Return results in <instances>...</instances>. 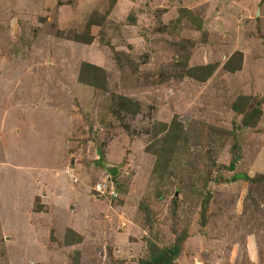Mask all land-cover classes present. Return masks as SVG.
Instances as JSON below:
<instances>
[{
    "label": "rangeland",
    "instance_id": "1",
    "mask_svg": "<svg viewBox=\"0 0 264 264\" xmlns=\"http://www.w3.org/2000/svg\"><path fill=\"white\" fill-rule=\"evenodd\" d=\"M260 175L264 0H0V264H142L185 229L173 264H264Z\"/></svg>",
    "mask_w": 264,
    "mask_h": 264
},
{
    "label": "trees",
    "instance_id": "2",
    "mask_svg": "<svg viewBox=\"0 0 264 264\" xmlns=\"http://www.w3.org/2000/svg\"><path fill=\"white\" fill-rule=\"evenodd\" d=\"M81 41V40H79ZM83 42H91V37L87 38L85 40H82ZM236 54H240V52H236L234 55H232L229 60L226 62L225 66L228 70L230 71H234L236 69H238V67L234 68L232 65L230 66L229 64L231 63V59L236 57ZM82 68H81V73H80V78L82 81L87 82L91 85H94L98 88H103L107 85V78H106V71L104 70V68H102L101 66H98L96 64H93L91 62H83L82 63ZM240 67V66H239ZM203 71L204 74H196L197 71ZM215 70V65L214 64H205V65H198V66H194V67H190L189 71L190 74L193 76H198V78L200 80H205L207 79ZM87 75H90V78H87ZM251 97L248 95H241L235 102L233 105V108L236 111H240L244 114V118H243V124L245 126H255L263 111L261 106H257L256 108H253L252 110H248L247 108H244V104H246L245 106H247V104L249 103ZM118 100L120 102V104L122 106H124V109L128 112H132V113H137L138 108L140 106V104L137 101H134L132 98L123 96V95H119L118 96ZM241 102V103H240ZM241 104L243 106H241ZM176 124L172 125L171 128L179 129L177 126V124H179L178 122H175ZM175 132H171L169 131L167 134H165V136L163 137V139L165 140V142H169L171 141V143L173 142L174 144L177 143V139L175 136ZM159 159V157H158ZM239 158H234L232 160V162L229 165V169L233 170L235 168V161L238 160ZM159 163V160L158 162ZM157 167V165H156ZM156 171V168H155ZM261 178H264V175H260ZM114 186L116 187V189L119 191V188L116 186V184H114ZM101 197H106L104 195H102ZM112 199L117 198L116 196L110 197ZM208 200L205 198V203H207ZM43 207V206H42ZM38 207H36L37 209ZM40 210V209H37ZM205 213H206V209H204L203 212V217L201 220L202 225H205L207 223V219L205 217ZM72 228H68V231H72ZM190 230L189 229H185L181 232V234H179L175 240V242L173 244H171L170 246H164V247H160L158 246L155 242H152V240H150V246H149V250H150V255L148 258L146 259H142L140 260V262L142 264H173L174 260L180 255V253L182 252L183 249V243L186 240V238L188 237V235L190 234ZM192 233V232H191ZM80 238H78L77 241H79ZM70 243H76L77 241L74 242V240L70 239L69 240Z\"/></svg>",
    "mask_w": 264,
    "mask_h": 264
},
{
    "label": "built area",
    "instance_id": "3",
    "mask_svg": "<svg viewBox=\"0 0 264 264\" xmlns=\"http://www.w3.org/2000/svg\"><path fill=\"white\" fill-rule=\"evenodd\" d=\"M97 192L100 193V195H108L109 197L116 196L118 197V190L114 186L113 182L111 184H108L106 182L100 183L98 188L96 189Z\"/></svg>",
    "mask_w": 264,
    "mask_h": 264
},
{
    "label": "water",
    "instance_id": "4",
    "mask_svg": "<svg viewBox=\"0 0 264 264\" xmlns=\"http://www.w3.org/2000/svg\"><path fill=\"white\" fill-rule=\"evenodd\" d=\"M106 166H107V168H108V170H109L111 176H114V175L117 173V171H118V167H116V166L108 167L109 165H107V164H106Z\"/></svg>",
    "mask_w": 264,
    "mask_h": 264
},
{
    "label": "clouds",
    "instance_id": "5",
    "mask_svg": "<svg viewBox=\"0 0 264 264\" xmlns=\"http://www.w3.org/2000/svg\"><path fill=\"white\" fill-rule=\"evenodd\" d=\"M102 196V195H101Z\"/></svg>",
    "mask_w": 264,
    "mask_h": 264
},
{
    "label": "crops",
    "instance_id": "6",
    "mask_svg": "<svg viewBox=\"0 0 264 264\" xmlns=\"http://www.w3.org/2000/svg\"><path fill=\"white\" fill-rule=\"evenodd\" d=\"M44 193V192H43Z\"/></svg>",
    "mask_w": 264,
    "mask_h": 264
}]
</instances>
